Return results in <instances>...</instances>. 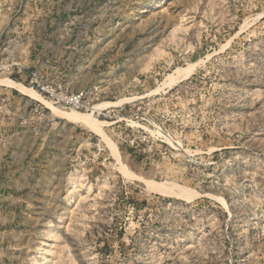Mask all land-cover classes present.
Instances as JSON below:
<instances>
[{"label": "rangeland", "instance_id": "1", "mask_svg": "<svg viewBox=\"0 0 264 264\" xmlns=\"http://www.w3.org/2000/svg\"><path fill=\"white\" fill-rule=\"evenodd\" d=\"M0 264H264V0H0Z\"/></svg>", "mask_w": 264, "mask_h": 264}, {"label": "bare ground", "instance_id": "2", "mask_svg": "<svg viewBox=\"0 0 264 264\" xmlns=\"http://www.w3.org/2000/svg\"><path fill=\"white\" fill-rule=\"evenodd\" d=\"M11 83L13 84V87L14 86L17 87L22 93H24L26 95H29V96H32V97H35L36 99H38V100H40L42 102L48 103L50 105V107H52V110H53V112L55 114H57V115H59V116H61L63 118H66V119H68V120H70L72 122L80 123V124L86 126L87 128L91 129V131L96 132V133H100V134L103 135L102 126L105 123V121H101V120L95 118L93 113H83V112H79V111H76V110H71V111L59 110L56 106L51 105L49 102H47V100H45V98H43L42 95L39 94L34 89L29 88V87H27V86H25V85H23L21 83H17L15 81H11ZM115 104L111 103V102H105V103H102V104H99V105L96 104L97 106H95L94 109L96 110V109H100L102 107H109V106H112V105H115ZM159 186H160V184H159Z\"/></svg>", "mask_w": 264, "mask_h": 264}]
</instances>
